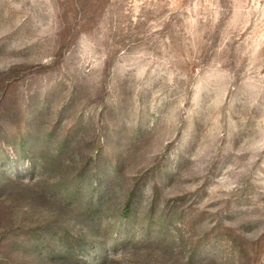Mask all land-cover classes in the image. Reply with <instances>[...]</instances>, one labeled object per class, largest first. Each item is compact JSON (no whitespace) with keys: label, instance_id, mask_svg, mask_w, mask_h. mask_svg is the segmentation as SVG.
<instances>
[{"label":"rangeland","instance_id":"obj_1","mask_svg":"<svg viewBox=\"0 0 264 264\" xmlns=\"http://www.w3.org/2000/svg\"><path fill=\"white\" fill-rule=\"evenodd\" d=\"M0 264H264V0H0Z\"/></svg>","mask_w":264,"mask_h":264}]
</instances>
